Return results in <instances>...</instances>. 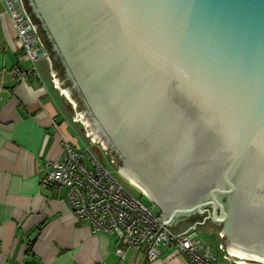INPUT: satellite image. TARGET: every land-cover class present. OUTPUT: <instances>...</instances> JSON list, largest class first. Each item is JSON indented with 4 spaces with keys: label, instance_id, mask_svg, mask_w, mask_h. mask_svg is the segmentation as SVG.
<instances>
[{
    "label": "water",
    "instance_id": "water-1",
    "mask_svg": "<svg viewBox=\"0 0 264 264\" xmlns=\"http://www.w3.org/2000/svg\"><path fill=\"white\" fill-rule=\"evenodd\" d=\"M19 1L39 58L162 225L211 237L225 264H264V0Z\"/></svg>",
    "mask_w": 264,
    "mask_h": 264
},
{
    "label": "crops",
    "instance_id": "crops-1",
    "mask_svg": "<svg viewBox=\"0 0 264 264\" xmlns=\"http://www.w3.org/2000/svg\"><path fill=\"white\" fill-rule=\"evenodd\" d=\"M0 13V264H182L178 254L168 257L173 250L166 246L152 261L144 247L118 255L114 235L93 232L74 217L64 188L39 185L44 161L62 158V141L81 146L78 131L87 136L46 56L35 62L38 76L13 80L21 43L1 0Z\"/></svg>",
    "mask_w": 264,
    "mask_h": 264
},
{
    "label": "built area",
    "instance_id": "built-area-1",
    "mask_svg": "<svg viewBox=\"0 0 264 264\" xmlns=\"http://www.w3.org/2000/svg\"><path fill=\"white\" fill-rule=\"evenodd\" d=\"M1 1L6 4L21 43L18 62L10 72L14 81H27L29 75L38 76L35 67V62L40 59L35 43L37 36L20 1L19 8L14 7L12 0ZM26 63L29 65H24ZM90 143L92 145L94 141L90 140ZM62 146V158L46 160L39 169V185L64 188L74 217L87 222L93 232L114 235L119 242L116 249L118 255L123 256L127 247L135 250L144 247L145 259L152 261L161 254L159 246H166L173 250L168 257L178 254L182 257V264H221L208 249H203L204 240L197 230L177 238L168 227L162 225V214L154 213L153 206L128 192L92 154L90 146L81 148L70 139H64Z\"/></svg>",
    "mask_w": 264,
    "mask_h": 264
},
{
    "label": "rangeland",
    "instance_id": "rangeland-1",
    "mask_svg": "<svg viewBox=\"0 0 264 264\" xmlns=\"http://www.w3.org/2000/svg\"><path fill=\"white\" fill-rule=\"evenodd\" d=\"M56 79H57V77H56ZM57 86L58 87H61L62 86L61 88L69 89V87L67 86V84H60L59 80L57 82ZM61 95L68 102L69 108L71 109V111L74 114V119L77 121L76 123H78L81 126L82 131L84 133H86L87 139L89 141L90 140L91 141H94L91 138V128L90 127H87V126H85L83 124V119L80 118L78 114H76L75 109L73 107V104H72L70 98H68L64 93H62V91H61ZM79 125H78V127H79ZM78 137H79V141L81 143L82 148H85V145L87 146V144H86L87 143V139H85L82 136L81 130L78 131ZM90 150H91L92 154L105 165V167L110 171V173L114 176V178L121 185H123V187L128 192H130L136 198L140 199L143 203H145L147 205H150V206H153L154 213H156V214H159V213L162 214L160 212L159 207L153 201H151L146 194H144L138 187H136L135 185H133L132 183H130L129 181H127L125 178H123L120 175V173L113 166L110 165V163L106 159L105 153L103 152L102 148L95 141L90 146ZM198 233L200 234V236L202 237V239L207 243V245L214 247L213 246L214 245V241H213V239L211 237H208V236L204 235V233H202V232H198ZM216 261L218 263L225 264L221 260L218 259V250H217V254H216Z\"/></svg>",
    "mask_w": 264,
    "mask_h": 264
},
{
    "label": "flooded vegetation",
    "instance_id": "flooded-vegetation-1",
    "mask_svg": "<svg viewBox=\"0 0 264 264\" xmlns=\"http://www.w3.org/2000/svg\"><path fill=\"white\" fill-rule=\"evenodd\" d=\"M45 39H46V41H47V44H49V51H50V54H51V55L53 56V58L55 59V61H56L57 65L59 66V68L62 69V71L65 72V69H64L63 65L61 64L60 59H58V57L56 58V54H55V51H53V49H52V44H51V42H48L46 36H45ZM81 102H82V101H81ZM194 217H195V216H193V218H194ZM199 220H201V217H199V216L197 215V216L195 217V219L193 220V223L196 222V221H199ZM207 221H208V220H207Z\"/></svg>",
    "mask_w": 264,
    "mask_h": 264
},
{
    "label": "trees",
    "instance_id": "trees-1",
    "mask_svg": "<svg viewBox=\"0 0 264 264\" xmlns=\"http://www.w3.org/2000/svg\"><path fill=\"white\" fill-rule=\"evenodd\" d=\"M24 1H25V0H24ZM24 3H26V8L29 9L27 2H24ZM28 9H27V10H28ZM31 17L33 18L34 21H36L32 15H31ZM38 35L41 37V39L46 43V45H47L48 48H49V44H47V41H46V39H45L44 32H42V31L40 30V31H38ZM191 224H192V223L189 222V221L186 222V225H187V226H190Z\"/></svg>",
    "mask_w": 264,
    "mask_h": 264
},
{
    "label": "bare ground",
    "instance_id": "bare-ground-1",
    "mask_svg": "<svg viewBox=\"0 0 264 264\" xmlns=\"http://www.w3.org/2000/svg\"><path fill=\"white\" fill-rule=\"evenodd\" d=\"M58 82V80L56 79V83ZM62 87V86H61ZM60 87V90L62 91V93H64L68 98H69V95H68V89H65V88H61ZM143 192V191H142ZM144 193V192H143ZM145 194V193H144Z\"/></svg>",
    "mask_w": 264,
    "mask_h": 264
}]
</instances>
